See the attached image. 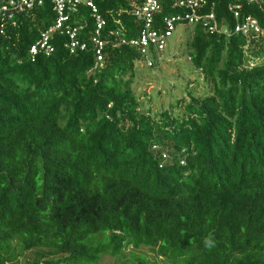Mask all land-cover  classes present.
<instances>
[{
  "label": "trees",
  "instance_id": "trees-1",
  "mask_svg": "<svg viewBox=\"0 0 264 264\" xmlns=\"http://www.w3.org/2000/svg\"><path fill=\"white\" fill-rule=\"evenodd\" d=\"M210 1L229 35L183 26L189 68L206 91L186 86L187 99L175 97L154 114L134 87L136 47L107 37L102 64L92 69L93 22L84 5L71 23H85L78 38L87 46L73 52L57 29L53 50L31 59L30 46L55 20L49 0L7 23L0 264L30 253L25 264H99L141 246L172 264H264V35L233 32L227 9L239 4L264 26V0ZM93 2L104 34L136 37L140 22L127 10L141 0ZM175 12L163 0L154 25Z\"/></svg>",
  "mask_w": 264,
  "mask_h": 264
},
{
  "label": "built area",
  "instance_id": "built-area-1",
  "mask_svg": "<svg viewBox=\"0 0 264 264\" xmlns=\"http://www.w3.org/2000/svg\"><path fill=\"white\" fill-rule=\"evenodd\" d=\"M55 13L53 24L49 25L40 33V37L29 48L31 59L39 52L49 54L53 46L49 42L52 32L61 29L67 36L66 46L70 52L75 49H84L87 42L78 38V32L84 27V22L77 19L72 22V16L79 12V6L84 5L93 22V30L89 39L93 44L95 61L92 69L101 65L103 61V48L107 43V37L119 38V43H129L136 47L141 55V60L147 68H151L156 61H162L169 40L177 31V26L191 25L201 26L208 33L222 32L229 35L230 30L220 25L213 10L214 2L210 0H170L171 7L177 12L165 14L161 17V26L154 25L155 16L161 11L163 0H141L140 3H132L127 12L140 22L136 37L126 40L120 38L117 30L109 29L104 34L106 25L105 18L99 13L98 7L93 0H49ZM44 0H0V34L5 30L7 23L17 14L25 10L33 9L42 5ZM208 7L209 10L205 8ZM228 11L234 20L233 32L240 33L247 38L264 35V26H261L256 17L240 13L239 4H229ZM114 45L118 43L114 41ZM156 146H153L155 149ZM165 157L166 155L163 154Z\"/></svg>",
  "mask_w": 264,
  "mask_h": 264
},
{
  "label": "rangeland",
  "instance_id": "rangeland-1",
  "mask_svg": "<svg viewBox=\"0 0 264 264\" xmlns=\"http://www.w3.org/2000/svg\"><path fill=\"white\" fill-rule=\"evenodd\" d=\"M183 28V26H177V31L169 40L157 69H148L143 66L141 61L135 65L137 74L134 87L136 94L150 107L151 114L166 109L169 102H175L178 98L187 99L186 86L190 87L195 95L206 91L202 77H195L196 73L191 72L189 68L190 60L185 46L189 32ZM142 93H146V96ZM175 97L176 99H174ZM176 111L177 108L174 112ZM32 257L33 255L30 253L18 264H25V259ZM140 257L144 264H172L165 257L158 256L145 246L137 249L128 247L117 256L103 255L99 264H132L133 260H139Z\"/></svg>",
  "mask_w": 264,
  "mask_h": 264
},
{
  "label": "clouds",
  "instance_id": "clouds-1",
  "mask_svg": "<svg viewBox=\"0 0 264 264\" xmlns=\"http://www.w3.org/2000/svg\"><path fill=\"white\" fill-rule=\"evenodd\" d=\"M211 243H212V241H211L210 239H206V240H205V244H206V246L211 245Z\"/></svg>",
  "mask_w": 264,
  "mask_h": 264
}]
</instances>
